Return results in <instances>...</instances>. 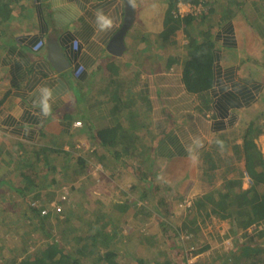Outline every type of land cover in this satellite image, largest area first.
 Instances as JSON below:
<instances>
[{
	"label": "crops",
	"instance_id": "0c3cea01",
	"mask_svg": "<svg viewBox=\"0 0 264 264\" xmlns=\"http://www.w3.org/2000/svg\"><path fill=\"white\" fill-rule=\"evenodd\" d=\"M21 1L33 10L18 11V22H12L13 16L3 26L5 37L0 36L6 41H0L1 192H12L9 178L15 176L16 160L25 151L41 154L45 147L62 154L86 146L80 153L86 161L134 157L149 162L161 180L173 177L167 187L172 193H195L198 178L209 174L220 184L225 160H219L225 156L217 153L241 141L238 131L264 102V0H235L229 18L222 17L227 0H217L218 8L210 0L203 12L206 23L212 22L208 28L197 18L190 25L170 19V14L202 13L187 11L182 0L174 7V0ZM127 2L134 16L119 45L115 35ZM199 2L188 1L189 7ZM100 14L110 26L102 27ZM207 30L213 41L211 85L190 92L183 69ZM44 88L52 93L48 115L43 113ZM128 96H135L139 123L145 125L131 129L121 116L113 143L103 146L95 135L117 124L109 103ZM82 109L90 116L88 124ZM77 119L79 127L73 125ZM141 147H147L145 154ZM160 205L151 209L152 217L143 216L138 205L131 223L152 226L166 220L171 205Z\"/></svg>",
	"mask_w": 264,
	"mask_h": 264
},
{
	"label": "trees",
	"instance_id": "16d2710c",
	"mask_svg": "<svg viewBox=\"0 0 264 264\" xmlns=\"http://www.w3.org/2000/svg\"><path fill=\"white\" fill-rule=\"evenodd\" d=\"M188 1L196 3L199 0ZM208 1L210 0H205L204 3L207 4ZM216 1L217 0H213L212 3L213 6L218 8L219 4ZM227 1L228 4L224 6L226 13L222 16L224 18H229L232 12L231 6L235 3V0ZM177 3L178 1L174 0L172 2L173 7L176 6ZM33 8L34 7L30 5V3H24L21 0H0V36L3 37L6 33L3 26L9 25L13 16H16V18L19 17L18 11L20 13L23 11H32ZM39 14L41 13L38 8V15ZM206 17V13H201L197 17L186 14L181 18L178 14H176L175 17H172L170 14V19H174L178 23L181 20L190 25L195 18H197L200 23L204 22V26L208 28L211 26L212 22L208 21L210 25L206 23ZM209 32L210 31L207 30L202 41L197 42L196 45L191 48L190 58L183 69L184 84L186 89L190 92H202V90L207 89L211 85L209 66L213 61V41L209 38ZM0 41L3 40L1 39ZM257 96L255 98H257ZM114 103L112 100L109 104L111 105L113 114H116L115 120L113 118L112 120L117 122V124L109 127L107 125L105 129L98 131V135H95L97 138L96 140L103 146L113 143L116 136V128L120 123V121L117 120L119 117L122 116L124 122H127L131 129L139 124L145 125L142 122L139 123V116H141V114L136 105L135 96L118 97L114 100ZM82 110L83 115H85V123L88 124L90 116L86 112V109ZM261 113H264V102L258 108V111L256 110L252 116V120L250 119L247 126L238 131V135L241 136V141L235 143L230 151L225 147L223 153H217V156H225L223 159H220L219 162L222 163L223 160H225V162L222 163L223 168L221 170V177H218L221 181L219 187L215 190V195H211L210 193L201 195L193 199L192 202L187 205V209L192 212L193 218H198L202 225L211 224L213 218L227 222V230H229V232H226L224 235L226 237H232L229 249L224 250L223 247H220L217 249V253L210 257L209 261H207V259L202 261L200 258L188 260L189 257L192 258L191 255L189 256V253H201L205 249V245L197 248V244L194 245L195 239L192 238L193 229L185 226L186 231L184 232H180L177 229L176 231L174 230V234H176L175 236L177 237L176 239L179 241L177 244H181L183 252H175L178 256H168L167 258H162L150 264H228V262L230 264H243V259L245 261L247 259L245 258L246 256L249 257L264 252V247L259 248L254 244V238L244 241L246 237H244L243 233L237 235L240 229L247 228L249 224L258 220L264 221V156L254 143V138L260 133V129L256 127L255 122L260 117ZM53 148L54 147H45L42 149L41 154L36 153L35 155L25 151L24 155L16 160L15 176L9 178L10 184L13 185L11 193L12 197L17 193L23 198L25 200L24 202L28 204L27 210H30L33 214L28 216L29 212L26 209L23 212L22 216L26 218V222L24 223L26 226L28 222L34 221V223H38V226L42 229L45 223L50 222L49 217L52 213V218H54L58 222V226H60L62 236L74 241L75 246L73 245L71 249L65 248L58 239L54 237L48 238L46 236L47 240L40 244V248L37 252L29 254L28 244L31 236L29 235V231H26L28 228L21 229L23 232L26 231L23 234H20L22 231L15 230L16 237L13 238L16 241H12V244L9 246L12 254H10L8 258L3 256L2 259H0V264L1 260L4 264H88L85 261L87 259L91 260L90 264H120L115 258V251L108 246V241H106L103 246H108L109 248L107 247L102 250V247H99L105 241V238H107L106 234L112 229L110 223L106 221L101 223L98 221V217L103 216L104 218V215L99 214L97 217L95 216L92 222V209L88 208L86 210L87 215H82V212H78L77 209L73 207L74 205L72 206L73 201L69 202L68 200L70 199V195L75 192L82 194V190L85 187L83 181L78 185L70 183L68 185L69 189H62L60 187L62 185H58L62 184L61 180H65L66 182L71 181L75 174H80L79 177L84 178V175H82L83 172L80 169H82V164L86 162V157L77 152L76 149V152L69 149L60 154L57 153L59 152L58 150ZM103 148L105 149V147ZM57 156H59V160L56 162L55 158ZM149 165L150 163L148 162L146 168H151ZM215 168H217V166ZM66 169L67 173L63 177H60L61 171ZM242 170L247 172L251 178V183H248L246 187L242 186V182L244 181ZM50 173H52V175H50ZM91 174L93 173H90V175ZM48 176H50L49 182L47 183L48 185H58L57 189L54 188L56 192L53 197H48L43 193L44 185L42 182H44L43 179ZM206 177L207 176H205V178ZM211 177L212 175L209 174L210 182H216V177H213L214 179ZM96 178L97 177L89 176L87 184L93 185L97 181ZM142 195L147 196V193L144 192ZM163 201H165V199L160 198L159 203L161 204ZM52 202H56V204L60 205V211L57 212L55 210L51 205ZM141 206L144 212L150 211L148 209L149 207H144V205ZM123 207L125 208L124 205ZM42 208H46L47 212L42 214ZM90 221L92 222V226L88 227L87 224ZM157 223L160 224L161 231L163 232L161 237H155L157 243L160 244V241L165 242V238L170 237L169 230H167L169 221L168 219H159ZM116 228V234H120L122 232L121 228ZM231 234L232 236H229ZM18 245L19 247H16ZM189 246L191 248L188 249ZM17 248L20 251H14ZM238 252H242L240 256L243 257H241V259L239 258L240 256H238ZM24 253H27V256L17 261V255H23ZM261 257L263 258L262 264H264V256L261 255ZM249 263L257 264L256 259H252ZM136 264H139V261Z\"/></svg>",
	"mask_w": 264,
	"mask_h": 264
},
{
	"label": "rangeland",
	"instance_id": "374dc122",
	"mask_svg": "<svg viewBox=\"0 0 264 264\" xmlns=\"http://www.w3.org/2000/svg\"><path fill=\"white\" fill-rule=\"evenodd\" d=\"M199 1V3L189 7L190 4L188 3V0H182L181 6L187 5V11L203 13L206 11L205 9H207V4L204 3L205 0ZM223 2L224 0L219 3L223 4ZM18 20V18H13L12 22L16 23ZM255 125L260 129V133L256 137V146L264 156V113L260 114V117L256 120ZM141 130L143 131L142 128ZM86 148L87 147L85 146L76 150L79 153H83ZM146 150L147 147H141L139 149L142 154H145ZM58 157L59 156L55 158L56 162L59 160ZM133 158L129 159L128 162H95L88 160L82 164V169H80L83 172L82 175H84V178L79 177L80 174H75L71 181L66 182L65 180H61L62 184H58L59 186L62 185L60 186L62 189H69L68 185L70 183L78 185L83 181L85 187L82 190V194L75 192L70 195V199L68 200L69 202L73 201L72 206L74 205L73 207H75L78 212H82V215H87L86 210L88 208L92 209V222L95 216L97 217L99 214H103L104 218L103 216L98 217V221L101 223L106 221L111 224L112 229L106 234L107 238H105V241L102 244L97 243L101 244L99 247H102V250L106 249L108 246L113 249L116 253L115 258L120 264H136L138 261L139 264H150L152 262L159 261L162 258H167L168 256H176L177 254H175V252H183L181 244H177L179 241L176 239L177 237L175 236L176 234H174V230L176 231L177 229L180 232H184L186 231L185 226L193 229L192 238L195 239L194 245L197 244V248L205 245V249L201 253H189V256L191 255L192 258L189 257L188 260H196L200 258L202 261H204V259L209 261L210 257L215 255L217 253V249L220 247H223L224 250L229 249L232 237H226L224 235L226 232H229V230H227V222L213 218L214 221L212 220L211 224L202 225L200 220L198 218H193L192 212L187 209V205L190 204L193 199L201 196L200 193L203 195L207 193L215 195V190L220 184L211 183L209 178L202 176L198 178L197 186H193L196 191L195 193H186L185 195L177 192L172 193V189L167 187H169V181L173 180V177H170V180L167 178L161 180V177L157 175V173H159L157 166L150 164L149 166H151V168L149 169L146 168V161H135ZM137 171H143L144 175L136 176L138 175ZM243 171L244 170H242V172ZM66 173L67 169L61 171L60 177H63ZM90 173L93 174L90 175ZM50 175H52V173H50ZM89 176L97 177V181L93 185L87 184ZM49 177L50 176L43 179V193H45L48 197H53L56 192L54 188L57 189L58 185H48L47 183L49 182ZM244 183L246 184L245 181ZM6 191H8L7 188L4 192L0 191V259H2L3 256L8 258L10 254H12L9 246L12 244V241H16L13 238L16 237L15 230L22 231L20 234L29 231V235L31 236L28 244V250L30 251L29 254L37 252L40 248V244L46 241L47 237H54L58 239V241L62 242L65 248L71 249L73 245L75 246L74 241L62 236L60 226H58V222L52 218V213L49 217L50 222L45 223L42 229L38 226V223H34V221L30 223L28 222L26 226L24 224L26 222V218H23L22 215L25 209H28V204L24 202L25 200L17 193H15L12 197V193H10V191L9 193ZM144 192L147 193V196L142 195ZM160 197L165 199L163 203L167 202V204L169 203L171 205L167 210L168 212H166V216L169 221L167 230H169L168 232L170 237H166L165 242L160 241V244H158L155 237H161L163 233L161 231L160 224L156 222L154 225L148 226L147 223L144 225L136 224L135 221L131 223V217L135 216L134 211H136L138 205L140 208L142 207L141 205L149 207V212H144V209H142L141 212L145 217H152L154 211L152 212L151 209L163 206L159 203ZM121 204H123L125 208ZM180 208L184 209L183 214H181V210H179ZM28 212V216L33 215L30 210ZM91 221L87 224L88 227L92 226ZM127 224H129V229L125 230ZM116 227L121 228L123 231L120 234H116ZM24 228L28 229L23 232L21 229ZM242 233L244 237H246L244 241L254 238V244H256L259 248L264 247V221L258 220L249 224L247 228L240 229L237 235ZM229 236H232V234ZM106 241H108L109 244L107 247H104L103 245ZM16 247H19V245ZM189 248L191 247L189 246L188 249ZM18 250L19 249L17 248L14 251L18 252ZM238 253V256H240L242 252ZM261 255L264 256V252H262V254L257 253L249 257L246 256L245 258L247 259L246 261L243 259V264H251L249 262L252 259H256L257 264H262L263 258ZM26 256L27 253L17 255V261L21 260L23 257L25 258ZM241 257L243 256H240L239 258L241 259ZM85 261L88 264L91 262L90 259ZM1 264H4L2 260ZM228 264L230 263L228 262Z\"/></svg>",
	"mask_w": 264,
	"mask_h": 264
},
{
	"label": "water",
	"instance_id": "95a60500",
	"mask_svg": "<svg viewBox=\"0 0 264 264\" xmlns=\"http://www.w3.org/2000/svg\"><path fill=\"white\" fill-rule=\"evenodd\" d=\"M133 16L134 10L132 8V5L130 2H127L123 24L115 35V40L118 41L119 45L123 44V35L126 32L127 28L131 25Z\"/></svg>",
	"mask_w": 264,
	"mask_h": 264
},
{
	"label": "clouds",
	"instance_id": "9594fccd",
	"mask_svg": "<svg viewBox=\"0 0 264 264\" xmlns=\"http://www.w3.org/2000/svg\"><path fill=\"white\" fill-rule=\"evenodd\" d=\"M98 21H102V27L110 26L111 22L108 21L102 14L98 15ZM51 91L47 88L42 89V105H43V113L45 115L50 114V105L48 104V100L51 98ZM219 144H222V141H218ZM244 172V171H243Z\"/></svg>",
	"mask_w": 264,
	"mask_h": 264
},
{
	"label": "built area",
	"instance_id": "2783aa9c",
	"mask_svg": "<svg viewBox=\"0 0 264 264\" xmlns=\"http://www.w3.org/2000/svg\"><path fill=\"white\" fill-rule=\"evenodd\" d=\"M81 120H79V119H77V120H75L74 121V123H73V125L74 126H77V127H79V126H81ZM243 179H244V181L248 184V183H251V178L249 177V175H248V173L247 172H243ZM51 205L55 208V210L58 212V211H60V209H61V207H60V205L59 204H56V202H52L51 203ZM189 205V204H188ZM47 212V209L46 208H42L41 209V213L42 214H44V213H46Z\"/></svg>",
	"mask_w": 264,
	"mask_h": 264
}]
</instances>
